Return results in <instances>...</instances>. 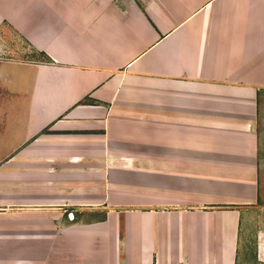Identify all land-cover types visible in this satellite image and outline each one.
Masks as SVG:
<instances>
[{
	"label": "crops",
	"instance_id": "0c3cea01",
	"mask_svg": "<svg viewBox=\"0 0 264 264\" xmlns=\"http://www.w3.org/2000/svg\"><path fill=\"white\" fill-rule=\"evenodd\" d=\"M0 147V264L263 254L264 0H0Z\"/></svg>",
	"mask_w": 264,
	"mask_h": 264
},
{
	"label": "rangeland",
	"instance_id": "374dc122",
	"mask_svg": "<svg viewBox=\"0 0 264 264\" xmlns=\"http://www.w3.org/2000/svg\"><path fill=\"white\" fill-rule=\"evenodd\" d=\"M4 31L7 32V30H4ZM12 36L15 39L14 43H12V44H14V45L17 44V49L19 48L17 56L20 57L21 59H27L29 57V55H30V50L26 46V44L23 41V39L21 38L22 36L15 35V34H12ZM5 41H6V44H7L8 40L6 39ZM1 55L3 56L2 52H1ZM5 149H8V148L0 147V153H3L2 151L5 150ZM256 229H258V228L255 226L253 228V230H256ZM262 229L263 228H261V230ZM253 230L251 229V231H249V234L247 235V238L245 239L244 243L241 241L238 244V250H237V253H236L237 255H236L235 264H264V253L262 254V253L258 252V250L254 249ZM250 232H251V234H250Z\"/></svg>",
	"mask_w": 264,
	"mask_h": 264
}]
</instances>
